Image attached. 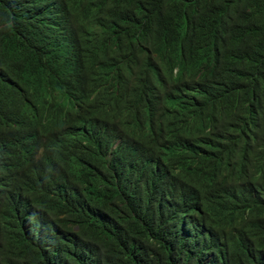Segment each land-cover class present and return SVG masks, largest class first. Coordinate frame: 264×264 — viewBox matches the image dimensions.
Returning <instances> with one entry per match:
<instances>
[{
    "label": "trees",
    "instance_id": "16d2710c",
    "mask_svg": "<svg viewBox=\"0 0 264 264\" xmlns=\"http://www.w3.org/2000/svg\"><path fill=\"white\" fill-rule=\"evenodd\" d=\"M0 264H264V0H0Z\"/></svg>",
    "mask_w": 264,
    "mask_h": 264
}]
</instances>
